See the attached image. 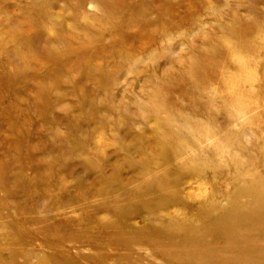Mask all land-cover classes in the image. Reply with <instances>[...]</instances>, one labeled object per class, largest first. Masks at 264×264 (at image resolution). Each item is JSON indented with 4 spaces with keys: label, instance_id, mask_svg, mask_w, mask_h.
Wrapping results in <instances>:
<instances>
[{
    "label": "rangeland",
    "instance_id": "374dc122",
    "mask_svg": "<svg viewBox=\"0 0 264 264\" xmlns=\"http://www.w3.org/2000/svg\"><path fill=\"white\" fill-rule=\"evenodd\" d=\"M0 264H264V0H0Z\"/></svg>",
    "mask_w": 264,
    "mask_h": 264
},
{
    "label": "bare ground",
    "instance_id": "6f19581e",
    "mask_svg": "<svg viewBox=\"0 0 264 264\" xmlns=\"http://www.w3.org/2000/svg\"><path fill=\"white\" fill-rule=\"evenodd\" d=\"M247 191H248V190H247ZM249 191H250V190H249ZM233 218H234V220H237V221H238V220H240V221H241V220H246V221H248V222H251L252 219H253V215L251 214L250 211H246V210H245V211L242 212V213H238V215L234 216ZM241 245H242L241 243L236 242L234 248L237 249V250H238L239 248L241 249V247H242ZM240 249H239V250H240Z\"/></svg>",
    "mask_w": 264,
    "mask_h": 264
}]
</instances>
